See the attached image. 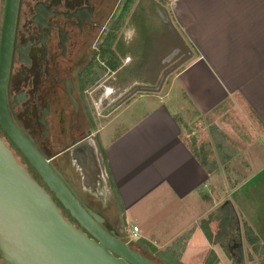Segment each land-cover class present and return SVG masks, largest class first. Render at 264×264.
Returning a JSON list of instances; mask_svg holds the SVG:
<instances>
[{"label": "crops", "instance_id": "crops-1", "mask_svg": "<svg viewBox=\"0 0 264 264\" xmlns=\"http://www.w3.org/2000/svg\"><path fill=\"white\" fill-rule=\"evenodd\" d=\"M162 2L192 56L175 81L182 97L133 96L99 132L109 207L102 217L128 243L137 227L146 258L147 248L156 257L191 232L182 256L199 245L198 264L209 251L224 264L221 247L237 246L230 238L241 218L264 241V0ZM186 108L217 128L215 141L193 130L211 145L198 144L204 164L182 131Z\"/></svg>", "mask_w": 264, "mask_h": 264}, {"label": "flooded vegetation", "instance_id": "flooded-vegetation-1", "mask_svg": "<svg viewBox=\"0 0 264 264\" xmlns=\"http://www.w3.org/2000/svg\"><path fill=\"white\" fill-rule=\"evenodd\" d=\"M127 1L0 0V81L8 115L33 147L51 159L80 203L101 217L109 210L106 198L81 185L83 175L70 150L92 143L101 163L98 121L125 102V73L136 62L133 55L125 62L126 51L138 39L135 29L126 35L131 17L124 16ZM140 80L136 77L132 85L141 88ZM149 84L153 88L146 80ZM0 139L53 200L1 126ZM104 225L110 229L105 220Z\"/></svg>", "mask_w": 264, "mask_h": 264}, {"label": "water", "instance_id": "water-1", "mask_svg": "<svg viewBox=\"0 0 264 264\" xmlns=\"http://www.w3.org/2000/svg\"><path fill=\"white\" fill-rule=\"evenodd\" d=\"M1 57L2 49L0 61ZM0 126L79 227L63 216L48 192L0 139L2 264H157L133 250L114 230L105 227L99 214L84 207L51 159L43 157L16 128L5 106L3 81ZM70 157L83 175L81 185L104 195L103 170L95 146H77L70 150Z\"/></svg>", "mask_w": 264, "mask_h": 264}, {"label": "rangeland", "instance_id": "rangeland-1", "mask_svg": "<svg viewBox=\"0 0 264 264\" xmlns=\"http://www.w3.org/2000/svg\"><path fill=\"white\" fill-rule=\"evenodd\" d=\"M139 1L140 0H133V5L130 8L128 15H131L133 13L134 8L136 7ZM151 1L153 2L151 3ZM144 2H146L150 7L152 4V19L149 20L147 16H143V14L147 13L142 7L137 10V13L139 15L135 17V21L139 26V38L134 44V51L137 52V58L140 61H136L134 67L131 68L132 70L127 71L133 72V76L135 78L138 77V79H142L140 80V82L143 86L141 88L135 87L132 84H130L131 86H126L127 92L123 101H126L127 99L139 95L141 93H149V95H156L157 93H159L164 97L172 95L171 98H169L170 100H172V98H178L179 96L182 97V94L181 92H179L175 81L176 77L186 67L189 59H191L192 56L189 54L187 49L182 47V42L179 43L180 45L177 49L171 48V46L174 44L173 38H175L174 36L176 29L173 28L172 16L169 12L168 6L164 2H162V0H145ZM144 21L148 22L145 23ZM134 29V26H131L128 23V26H126V35L128 37L131 36L132 30ZM169 33L173 36V38L167 40V37H169ZM154 41L157 43V48L154 46ZM153 47L156 49H154ZM128 59V57L125 59V62L127 64ZM157 69H159L158 73L156 72ZM146 80L153 82V88L150 87V84L145 85ZM112 89L113 88H110L107 91L106 96H109L112 93ZM141 89H148L149 91H142ZM95 106L98 108V103H96ZM111 117L112 114L107 118L100 119L97 124V129L102 131L104 128H106ZM184 120L185 122L183 123L182 131L183 134L187 137L186 141L192 147V149L198 150L199 143L203 144V147L207 148L210 145V142L207 139H201L202 137L196 139L195 136L199 135V133L203 134L204 136L209 134L208 122H210V120H203L202 118H199L198 115L194 114V112L189 108H186ZM199 121L201 125H199ZM194 129L201 132H199L197 135L193 134ZM210 150L211 145L209 146V151ZM74 178L76 177L74 176ZM77 185L79 186V184ZM236 225H238L236 227H238L239 230L234 231V235L230 238V240H233L234 238V244H236L237 246L230 247L229 245L227 247H221L223 254L226 256L224 264H241L242 262L243 264H264V254L260 252L261 249H259L258 252H253L249 247L248 243L246 242L245 226L247 225V223L244 221V219L241 218ZM111 226L116 232L117 229L115 228V226ZM224 233L226 235V231L222 232V234ZM116 234H118V230ZM259 234L261 235L262 239H264V230H260ZM257 239L259 241L260 248L264 249V241H261L259 237H257ZM131 240L132 243H127L133 250L137 251L139 248L135 243L138 239H136V237H132ZM225 241H227L226 237ZM170 248L171 246L169 248H159L158 250H156V257H153L151 255V251L149 248H147L144 253L145 255H147V259H150L157 264H181L179 263L181 261V257L183 262L182 264H186L187 262L190 263V261L192 264H198L200 256L202 257V253H204V249L202 247H200L199 245H194L190 247V249H188L186 253L183 254V256L181 254L178 260H176L174 254L175 252L172 251Z\"/></svg>", "mask_w": 264, "mask_h": 264}, {"label": "trees", "instance_id": "trees-1", "mask_svg": "<svg viewBox=\"0 0 264 264\" xmlns=\"http://www.w3.org/2000/svg\"><path fill=\"white\" fill-rule=\"evenodd\" d=\"M145 0H140L139 2H138V4L136 5V7L134 8V11H133V13L131 14V17H130V19H129V21H128V23L131 25V26H134V28H135V30H136V32H137V35H139V26H138V24L136 23V21H135V17L136 16H138L139 14L137 13V10L140 8V7H142L143 9H144V11L147 13V14H143V16H147L148 18H149V20H151L152 18H151V15L153 14L152 13V10H151V7H152V4H151V7L146 3V2H144ZM150 1V0H149ZM153 1H151V3H152ZM132 5H133V0H128L127 1V4H126V7H125V11H124V16L126 17L127 15H128V13H129V11H130V8L132 7ZM145 23H147L148 21H144ZM168 31H170V30H168ZM175 38H173V36L169 33V37H167V40H169L170 38H173V45L171 46V48H174V49H177L178 47H179V43H181L182 42V40H181V37H180V34L177 32V31H175V36H174ZM154 46L157 48V43L154 41ZM135 47V45L134 44H132L131 45V47L130 48H128V51H126V53L128 54V55H133V56H136V60L135 61H140V60H138V58H137V52L136 51H134V48ZM169 47V46H168ZM154 48V47H153ZM156 48H154V49H156ZM166 52V51H165ZM165 52H164V54H165ZM139 56V55H138ZM110 67L112 68V69H114L115 67H116V64L115 63H111L110 64ZM159 68V67H158ZM132 70V69H131ZM158 70L159 69H157V73H158ZM128 71H130V70H128ZM127 72V71H126ZM134 74H133V72H127L126 74H125V79H126V84H127V86L128 85H130V84H132L134 81H135V77L133 76ZM148 89H143V91H147ZM149 91V90H148ZM209 123V134L211 135V137H212V139H213V141H215V135H217L218 133H216L217 132V128L211 123V122H208ZM219 135H221V137L222 138H224V136L222 135V134H219ZM194 139V138H193ZM194 141V140H193ZM201 148H199L198 150H196V149H194V151H195V153H196V156H197V158L200 160V163H202V164H204V156L203 155H200V153H199V151H201L200 150ZM202 152V151H201ZM101 153H102V150H101ZM35 177H36V179L38 180V182L39 183H41L42 185H43V183L41 182V179L37 176V175H35ZM44 186V185H43ZM45 187V186H44ZM51 193V192H50ZM52 194V193H51ZM53 195V194H52ZM53 200H54V202L57 204V206H58V208L61 210V212H62V214H63V216L67 219V220H69L72 224H74L77 228H79L78 227V225H77V223L75 222V220L74 219H72L71 217H70V215H69V213L60 205V203L55 199V197H54V195H53ZM203 232H204V234H205V236L207 237V239L209 240V241H211V234H210V232L207 230V229H203ZM190 235H191V232H188V233H186V234H183L182 236H180L177 240H175L174 241V243H173V245H172V247L170 248L172 251H174L175 253V257H176V260H178V258L180 257V255H181V252H182V250L184 249V247H185V244H186V242L189 240V238H190ZM245 239H246V242L248 243V245H249V247L251 248V250L253 251V252H258V250L259 249H261V253H263L264 254V249H262V248H260V246H259V241H258V239H257V237H256V235L253 233V231L251 230V228L249 227V226H245ZM218 263V260H217V257H216V255H215V253L213 252V251H210L208 254H207V256H206V258H205V260H204V263L203 264H217Z\"/></svg>", "mask_w": 264, "mask_h": 264}, {"label": "built area", "instance_id": "built-area-1", "mask_svg": "<svg viewBox=\"0 0 264 264\" xmlns=\"http://www.w3.org/2000/svg\"><path fill=\"white\" fill-rule=\"evenodd\" d=\"M131 232H132V234L135 237L136 233L138 232V228L137 227H132Z\"/></svg>", "mask_w": 264, "mask_h": 264}]
</instances>
